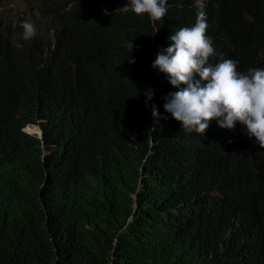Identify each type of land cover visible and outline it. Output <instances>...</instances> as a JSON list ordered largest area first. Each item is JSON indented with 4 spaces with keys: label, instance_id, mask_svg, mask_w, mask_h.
<instances>
[{
    "label": "trees",
    "instance_id": "trees-1",
    "mask_svg": "<svg viewBox=\"0 0 264 264\" xmlns=\"http://www.w3.org/2000/svg\"><path fill=\"white\" fill-rule=\"evenodd\" d=\"M168 1L161 49L160 29L190 21L199 0ZM207 6L227 30L212 62L264 70V0ZM32 7L28 40V19H0V264H264V149L251 138L240 153L182 151L188 134L164 97L186 86L153 70L151 18L130 0ZM153 104L162 119L149 138L133 109ZM36 124L42 139L23 132Z\"/></svg>",
    "mask_w": 264,
    "mask_h": 264
},
{
    "label": "clouds",
    "instance_id": "clouds-1",
    "mask_svg": "<svg viewBox=\"0 0 264 264\" xmlns=\"http://www.w3.org/2000/svg\"><path fill=\"white\" fill-rule=\"evenodd\" d=\"M6 1V8L0 1V19L1 13L7 9L16 11L20 17L28 19L23 20L20 25L24 29L23 39H30L35 33L29 13L32 0H22L25 6L21 11L10 7L9 1ZM169 2L130 0L131 11L137 16L147 14L156 27L154 34L151 35V52L155 59L152 64L153 70L159 71L163 76L166 75L173 87L186 86L164 97V111L182 124L184 129L182 133L188 134L182 142V151L188 152L193 146L200 145L201 153L213 146L240 153L245 151L242 143L248 142L251 138L264 149V70L249 69L245 75L237 72L236 63L231 60L212 62L217 56L215 50L218 49V45L223 46L226 43L221 37L227 30L223 26L224 20L207 6L208 0L197 2L198 10L190 21L174 29L175 25L170 23L165 29H160L162 33L169 31L165 35L169 47L161 49L160 41L154 42L159 31L156 23L157 20L162 21L168 9H171ZM123 10L128 12V6H124ZM129 62L134 63V60L129 59ZM144 95L147 104V101L153 98V90L148 89ZM134 109L139 111L136 113L139 121L144 122L143 116L151 121L148 132L150 138L155 126L162 119L161 107L157 108L153 104L152 113L149 114L142 107ZM27 126H34L39 130V134L25 130L27 134L42 139L40 125ZM151 144L157 145V142L151 139ZM47 153L43 149V154ZM254 190L253 185L243 186L240 183L236 185L238 195L250 196Z\"/></svg>",
    "mask_w": 264,
    "mask_h": 264
},
{
    "label": "rangeland",
    "instance_id": "rangeland-1",
    "mask_svg": "<svg viewBox=\"0 0 264 264\" xmlns=\"http://www.w3.org/2000/svg\"><path fill=\"white\" fill-rule=\"evenodd\" d=\"M8 1H9V6L15 8L18 11H21L25 6V4L22 0H8ZM29 13H30L31 20H35V19L40 18L39 12L36 10L35 7H32L30 9ZM134 112L139 113V111H137V109H134ZM23 132L26 133L25 128L23 129Z\"/></svg>",
    "mask_w": 264,
    "mask_h": 264
},
{
    "label": "bare ground",
    "instance_id": "bare-ground-1",
    "mask_svg": "<svg viewBox=\"0 0 264 264\" xmlns=\"http://www.w3.org/2000/svg\"><path fill=\"white\" fill-rule=\"evenodd\" d=\"M25 130L27 132H29V133H32V134H39V130L37 128H35V127H33V128H26Z\"/></svg>",
    "mask_w": 264,
    "mask_h": 264
},
{
    "label": "water",
    "instance_id": "water-1",
    "mask_svg": "<svg viewBox=\"0 0 264 264\" xmlns=\"http://www.w3.org/2000/svg\"><path fill=\"white\" fill-rule=\"evenodd\" d=\"M41 135V134H40Z\"/></svg>",
    "mask_w": 264,
    "mask_h": 264
}]
</instances>
